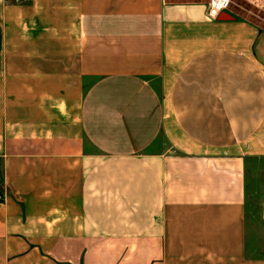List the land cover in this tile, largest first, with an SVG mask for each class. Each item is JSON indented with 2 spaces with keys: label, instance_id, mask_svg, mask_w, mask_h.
I'll return each mask as SVG.
<instances>
[{
  "label": "crops",
  "instance_id": "obj_1",
  "mask_svg": "<svg viewBox=\"0 0 264 264\" xmlns=\"http://www.w3.org/2000/svg\"><path fill=\"white\" fill-rule=\"evenodd\" d=\"M208 3L0 0V264H264V29Z\"/></svg>",
  "mask_w": 264,
  "mask_h": 264
},
{
  "label": "rangeland",
  "instance_id": "obj_2",
  "mask_svg": "<svg viewBox=\"0 0 264 264\" xmlns=\"http://www.w3.org/2000/svg\"><path fill=\"white\" fill-rule=\"evenodd\" d=\"M230 10L239 11L243 17L255 22L264 29V10L256 3L248 0H230ZM246 208L250 224L255 225V231L264 237V158L253 161L247 173ZM260 238V235H258ZM17 264H40L35 258H15Z\"/></svg>",
  "mask_w": 264,
  "mask_h": 264
},
{
  "label": "built area",
  "instance_id": "obj_3",
  "mask_svg": "<svg viewBox=\"0 0 264 264\" xmlns=\"http://www.w3.org/2000/svg\"><path fill=\"white\" fill-rule=\"evenodd\" d=\"M208 4V15L215 18L219 13L229 10L230 0H209Z\"/></svg>",
  "mask_w": 264,
  "mask_h": 264
},
{
  "label": "water",
  "instance_id": "obj_4",
  "mask_svg": "<svg viewBox=\"0 0 264 264\" xmlns=\"http://www.w3.org/2000/svg\"><path fill=\"white\" fill-rule=\"evenodd\" d=\"M217 18L219 19V20H227V19H232V17L229 15V14H227V12H221V13H219V15L217 16Z\"/></svg>",
  "mask_w": 264,
  "mask_h": 264
}]
</instances>
